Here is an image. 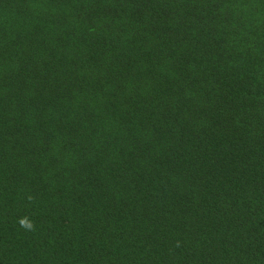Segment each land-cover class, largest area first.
Wrapping results in <instances>:
<instances>
[{"label":"trees","instance_id":"obj_1","mask_svg":"<svg viewBox=\"0 0 264 264\" xmlns=\"http://www.w3.org/2000/svg\"><path fill=\"white\" fill-rule=\"evenodd\" d=\"M0 264H264V0H0Z\"/></svg>","mask_w":264,"mask_h":264},{"label":"clouds","instance_id":"obj_2","mask_svg":"<svg viewBox=\"0 0 264 264\" xmlns=\"http://www.w3.org/2000/svg\"><path fill=\"white\" fill-rule=\"evenodd\" d=\"M21 227H24L28 230L34 229V222L30 221L27 217L21 218L19 221Z\"/></svg>","mask_w":264,"mask_h":264}]
</instances>
